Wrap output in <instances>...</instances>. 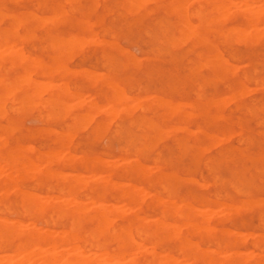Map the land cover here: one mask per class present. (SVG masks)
Wrapping results in <instances>:
<instances>
[{"label": "rangeland", "instance_id": "rangeland-1", "mask_svg": "<svg viewBox=\"0 0 264 264\" xmlns=\"http://www.w3.org/2000/svg\"><path fill=\"white\" fill-rule=\"evenodd\" d=\"M128 1H130V4H132L131 5L132 11L130 9V4ZM164 1L165 0H161V1L160 0H146L145 1L146 4L144 3L145 5L142 4L143 5L142 6V5H137L132 0H120V1L119 0H16V1L15 0H0V4L2 5V6L0 5V10H1L0 11L1 12L0 14V47H1L0 50L2 53V57L4 56V58L1 59L0 61V63L2 64V65L0 64V94L5 92V88H6L7 90L5 93H3L2 96H4L5 94L8 95L6 96V99L2 98V96L0 97L3 99V101H1L2 99H0V108L2 109V110L0 109V111L1 113L2 111L4 112L0 114V132H1L0 138H2L1 141L4 146L3 149L4 150L8 148H12V149L14 148V150L16 149L17 151L16 150L15 151L19 153L20 155L17 154V156L15 157L27 159L26 157L28 156L27 160H31V161L33 160L32 162H34V164H36V166H38V168L41 171L44 167H43V164L41 163L42 161L39 160V158L43 160L44 159L46 160L47 158L51 162L52 167L58 170L61 174L68 175L70 178L72 177V175L73 176L77 175L80 178L81 177L80 175L83 174L81 178L82 179L84 178V180L80 178L81 179L80 182L84 181L83 184H85L88 180H90L93 177L90 180V183L88 181L85 184L86 188H85V185L82 188L80 187V184L82 183H78L79 185L76 184L73 191L77 193L78 195L81 194V198H85V196L95 195L96 193L100 192L102 189L100 182H99L100 179L102 180L109 179V183L110 181H112L111 183L115 187L114 186L108 187L109 184L106 187H104V198H105L104 202L108 204L116 205L115 207L120 209L122 208V203L120 202L118 196L124 184L120 182H125L126 186H129L132 183V185L135 184V186L143 190V193H144L143 201L144 200L145 201L144 202L142 201L141 203L140 213L141 215H144L147 220L149 219L152 220L153 218L156 219L157 217L160 216L159 212H161L162 206L159 205V202H157L154 198L157 195L160 198L163 197L162 199L158 198L160 199L162 204L163 202H167V199H169L170 201H176L177 204H183L182 201L192 203L193 206H196L197 208L201 207V209L208 208L207 203L211 204L210 207L213 206L212 209L214 210V214H216V216L219 214L218 218L215 217L214 219V223L217 228V231L215 233L217 237L219 238L223 237L221 233V230H223L222 228H227V229L229 228L228 230L231 229L230 231L235 230L234 231L235 233H239L242 235H246L250 233L254 237H257V236L263 237L264 230L262 231L261 228L264 223V206H263L264 205V176H263L264 175V143H262L264 142V136H263L264 135V115H262L264 111V88H263L264 82L262 81L264 80V35H263L264 29L262 28H264V25L260 24V26L258 25L257 28L247 25V23L243 20L242 16L236 12L240 10V12L243 13L247 10V7L249 6L244 7L242 3L240 4L239 0H232L234 5L231 6V8H229L230 11L227 14H225L224 17L220 13L211 12V13H207L208 22L207 20L206 22L208 24L204 22L198 27H184V25L180 23L181 22L179 20L180 17L177 16V13L170 10L169 8H166V6L164 5ZM202 2H203L202 0H196V1L188 0V3L193 6L202 4ZM37 3H39L38 6H37ZM251 4L253 7L251 6ZM36 6L37 8H35ZM250 6L251 7L249 8L259 9V7L260 8L263 7L264 4L261 5V2L255 1V2L250 3ZM133 7L134 9L136 8V10L138 11L133 10ZM138 7H141V8H138ZM102 8L104 10H102ZM125 9L126 10L128 9V10L126 11ZM58 11L59 13L62 12L61 13L62 15L57 13ZM6 13H9V14L6 16L5 15ZM53 13H57L58 16L57 14L52 15ZM217 14L218 16H215ZM229 14L230 16H228ZM26 15L29 16V19L28 17H26ZM37 15L39 17H37ZM41 15L46 17L42 19V21L44 22H39V19L41 20V18H43ZM212 15H214L215 18L217 17L216 18L217 22L214 21L215 18L214 16L212 17ZM55 16L57 17L55 18ZM24 17L27 18V21L25 20ZM47 19L49 20L47 21ZM57 19H60V20L56 21ZM113 19H114V22H113ZM221 19H224L225 22ZM209 20H210V23H209ZM52 21H53V24H52ZM192 21L194 24H196L197 19L194 17L192 18ZM219 21H223V22H219ZM16 22L17 24L20 23L18 27H14L16 26ZM22 26L23 27L26 26L28 31H26L25 29L26 27L22 28ZM103 26L104 27L107 26V27L103 29ZM247 26L249 30H246ZM45 27H47L48 29ZM180 28H185L184 32H183V29H181L182 33L181 32L179 33L178 29ZM241 28L243 32L244 31L245 32L244 33L241 32L242 34L240 35V33L238 34V32H240ZM230 30H231V34L229 32ZM259 30L260 32H262L261 34L257 33ZM103 32L104 34L102 35ZM218 32L220 34H218ZM30 33H32V36L30 35ZM183 33L185 34V36H183L184 35ZM186 33L190 38L186 35ZM212 33H214V35ZM248 34L249 35L257 34L258 42L256 41V39H255L256 41L255 43L252 42L254 40V39L252 40V38L248 40L250 37L248 36ZM258 34L260 37L261 36L262 37L261 38L258 37ZM243 35H245L244 38H242ZM160 36H162V38ZM19 37H20V40H19ZM177 37L180 38V40L182 39L181 40L182 42L179 43L180 40L177 42V39H178ZM184 37L186 38L188 37L187 41ZM239 37L240 39L242 38V40H240L241 42L239 41ZM246 37H248V39H245ZM23 38H26V41H24ZM50 38H52V40ZM205 38H206V41H203L205 40ZM84 39H87V40H84ZM188 39H192V40H188ZM234 39L236 42L234 41ZM91 40L94 41L93 44H92L93 41ZM161 40L162 42H160ZM237 40L240 43V45H238L239 43H237ZM83 41L86 44H84ZM172 41L173 42L176 41L179 45L174 43V45L176 46L171 47L170 45L174 46L173 43L172 44L170 43ZM244 41H246V43H244ZM100 42L102 43L100 44ZM108 42L111 43V45L108 44ZM200 42L202 43L200 44ZM62 44L64 45V48ZM76 44H79V45L84 44L83 47L84 46L85 47L83 48L82 45L79 46ZM58 45L59 46L61 45L60 48H58L59 47ZM208 46L209 48H207ZM78 47L81 50L76 49ZM33 48H36V49H33ZM73 49H75V51ZM223 49L225 50L223 51ZM2 50L7 51V52H3ZM215 51L216 52L219 51L218 53L220 55L215 56V54H218V53H214ZM13 52H15L14 54H17V56L7 55L9 53L12 54ZM61 52H63V54H61L62 56L61 59L65 62L60 61L61 60L60 56L56 55V54H60ZM199 52L200 54L198 55ZM8 56H10V60L14 59L12 64H10L11 61H9L10 63L7 61L9 59ZM28 56L30 58L32 56L33 57L32 59H34V61H36V63L40 67L38 66L39 67L38 68L37 64L33 62V60L32 61L26 60L27 58L29 59ZM135 56H136V60H135L136 62L134 63L131 60H134ZM34 57H36L37 59H40V60L43 59V60H41L40 62V60H37ZM145 57L147 59H145ZM154 57H157V59ZM158 57H160V59ZM198 57L201 59L198 60ZM206 57H208L209 59ZM213 57L219 58V64L216 63L218 61H216ZM102 58L104 59L102 60ZM128 59L130 61H128ZM188 60H190V62ZM227 60L232 65L228 63ZM26 62H29V63L32 62V64L28 65ZM43 62L45 65L43 64ZM33 63L36 64L34 65L37 68L34 67ZM126 63H128V65H123ZM203 63L204 64L206 63L209 66L207 67V65H204ZM209 63H211V65ZM245 63L247 65H245ZM26 64L28 66H26ZM49 64L50 66H53V67H49ZM57 64L58 65L62 64V65L58 66ZM10 65L12 66V68ZM3 66L5 68H2ZM22 66L26 69L33 70V73H31V71L29 70H28L29 73L26 72L27 70H25ZM197 66L198 68H195ZM212 66L215 68V70L211 69ZM231 66H232L233 74H231L230 72ZM234 67L236 69H234ZM47 68L49 69L47 70ZM50 68H53L55 71ZM87 69L92 70V71H89ZM229 69L230 71H228ZM104 70L107 72H105ZM242 70H243V73L241 72ZM42 71H46V73ZM56 71H58L57 74L55 73ZM63 71H64V75H63ZM72 71L73 73H75L76 76H74L73 74L69 76L70 73H67V72L72 73ZM77 71H80V74H78L79 72L76 74ZM89 72H91V74ZM93 72H95V74ZM37 73H38V76H36ZM48 73H50L51 75H49ZM224 73H228V74H224ZM29 74L30 76H28ZM59 75L62 77H59ZM231 75H233L234 78ZM85 77L89 79L92 78V79L89 80V79H86ZM55 78H59V79L55 80ZM221 78L223 81L221 80ZM17 79L19 81H17ZM24 79L25 80L27 79V80L25 81ZM33 79L35 81L39 80L38 83L36 82V86L35 84H33L34 82L32 83ZM232 79L233 80L235 79L234 82ZM73 80L75 81V83ZM238 80L241 82L239 83ZM6 81L9 82L10 84L7 83ZM92 81H94L95 84ZM100 81H101V84H100ZM25 82L29 84L27 85L25 84ZM42 82H45L44 86ZM108 83L111 85H108ZM11 84L14 85L15 89L17 88V85H18V89L19 88L20 89L15 90L14 92L12 90L13 88L12 87L13 85H12L11 86L12 88L10 91V89L8 88ZM32 84L35 86V89H34V86H32ZM55 84H58V85H55ZM116 84L119 85L120 88L119 86L113 87V86H117ZM226 85L229 86V88ZM199 86L201 88H199ZM112 87L115 88L114 92H113ZM121 87H123L122 88L123 90H121L122 93H120V90H119L121 89ZM40 88L42 92L39 90ZM239 88H242L243 90L242 89L240 90ZM244 88H246L245 94L248 92L249 93L246 95L240 94L241 96L239 94L237 95L236 92H238V89L240 90L239 92L243 93ZM251 88L253 89L251 90ZM60 89H62L63 91L62 90L60 91ZM255 89H257L256 92H254ZM31 91L33 92L38 91V94L40 97L37 95V93H34V95L38 97H34ZM69 91L72 93H70ZM47 92L49 93L53 92V94H49ZM56 92L58 93V96L56 95L57 94ZM65 92L66 94L64 95ZM73 92L75 93V97L73 96L74 94ZM112 92L114 95L112 94ZM197 92L198 94L200 93V95H198ZM9 93H11L12 95L10 96ZM137 94H139L138 96H141V97H135L137 96ZM163 94L165 96H163ZM68 95H71V97H74V98L72 99ZM225 95H227L230 98V100ZM235 95H237V99L240 101H238L236 98H235V101L234 99H232L235 97ZM112 96L115 97L114 99L115 101L117 100L116 102L114 101ZM150 96L153 97L154 99H158L159 101L158 104L160 106L157 105V103H155V101L152 98H150ZM160 96L162 97V99ZM196 96L198 98H195ZM221 96H224V97H221ZM251 96L252 98H254V100L251 98ZM25 97H27L26 100H24ZM45 97L46 98L52 97L53 99H56L57 101L50 100L51 101L50 102L49 101L50 98H49L48 101L44 104L41 101L46 100L44 99ZM65 97L67 99V102H66ZM125 97H127L128 100H124ZM28 98H30L31 100ZM143 98L144 99L148 98V99L144 100ZM20 99H22L21 100L22 102L20 101ZM106 99L109 101H106ZM151 99L153 101L152 103H151ZM214 99H216L217 101L221 100L223 102L221 104V101H220V104H216ZM248 99H250L252 102L250 100L248 101ZM4 100L6 102H4ZM15 101H17V103ZM130 101L132 102L134 101V102L132 103ZM135 101H137V103ZM140 101L141 102L143 101L142 102L143 104L142 103L140 104ZM161 101L162 103L164 102L166 106H164V104L161 106L162 104L160 103ZM212 101L213 103L215 102V104L218 105V107L220 106L219 109L217 108L219 112L215 108L217 106L211 103ZM125 102L127 103L126 107L131 104V106L130 107L128 106L127 108H132L131 110L136 108V110L134 109L133 112L131 110L128 111L129 116L125 115L127 114L125 111L128 110L126 107L124 109ZM174 102H177V104ZM185 102H187L189 105L187 104L188 106H180V104L185 105L186 104ZM231 102L232 103L234 102L233 103L234 105ZM21 103L23 106L21 105ZM33 103L34 104L36 103V104L34 105ZM122 103H124V105ZM76 104L78 105L80 104V106L78 107V105L76 106ZM87 104L89 106L88 108L91 109L92 112H94L95 114L91 115V112H88L90 113L89 115L87 113L86 111L88 110L86 108ZM192 104L196 108L191 106ZM227 104L228 105L230 104L231 109L228 108L229 106ZM118 105H121V107L120 106H119L120 108L117 107ZM140 105L144 108L138 107ZM13 106L15 107L13 108ZM67 106L69 107V109L72 108L71 106H74V107L76 106V108L74 110L73 108L70 110L69 109L65 110ZM94 106H96V108ZM145 106H148L149 111H148V108L147 109L145 108ZM23 107H24V110H23ZM104 107L106 108L105 111H104ZM84 108H86V110ZM16 109H17V113L15 112ZM51 109H53L55 112L53 110L51 111ZM168 109L170 110V112ZM171 109L172 110L174 109L175 112H177L179 109L180 110L179 112L175 114L174 111H171ZM237 109L238 111H235ZM246 109L248 110L246 111ZM167 110H168V113H171V115L170 114L167 115L166 114L167 112L163 113V111H167ZM85 111L87 114L83 113ZM121 111H123L125 114H123V112L121 113ZM183 111L185 112L183 113ZM63 113H65V115L66 113H69V114L65 116ZM80 113H83V114H80ZM106 113L110 115L109 116L110 118L106 117L108 116L106 115ZM113 113L114 115H111ZM129 113L131 114V116ZM187 113H191L192 116L191 117L188 116ZM195 113L197 114L193 116V114ZM62 114L64 117L62 116ZM120 114H122L121 116L123 118L120 116ZM250 114L252 115V117ZM56 115H58L59 117ZM86 115H87V118H86ZM99 115H101V117ZM216 115H218V117ZM69 116H72L73 118L76 116L78 121L76 119L75 121L76 123L75 122L73 123L72 122L73 118L70 119ZM80 116L81 117L84 116V117L81 118ZM46 117H49V118H46ZM162 117H164V119ZM129 118L130 120L128 121ZM46 119L47 121H45ZM119 119H121V121ZM80 120L82 121L80 122L82 127L79 123ZM204 120H207V121H204ZM259 120H260V123L258 122ZM103 121H106L105 123H107V125L104 124L105 125L104 127L106 128L103 127V123H104ZM65 123H67L66 125L69 124L68 127L70 129H66V125L64 126ZM115 123H117V125L119 126H117ZM130 123H131V126H129ZM74 124H77V125H74ZM96 124L101 125L100 128L103 127L104 129L102 128L103 130L98 129V131H96L97 129ZM198 124H199L200 130L197 129V132H195ZM254 124L255 125L258 124V125L255 126ZM148 125L150 126V128H148L149 127ZM138 126L140 127L139 129L137 128ZM169 127H173L174 129L176 130L178 129V130L175 131L173 128H169ZM42 128L44 129L45 132H43ZM45 128L47 130H45ZM71 128H73V130ZM165 128H168L169 130L164 131ZM48 129L51 130V132ZM182 129H184V131ZM237 129L238 130L240 129V130L238 131ZM68 130H70V133ZM116 130H118V132ZM170 131H173V132H170ZM53 132H59L61 135V138L58 137L59 136L57 135L58 133L54 134L55 135L54 136L52 134ZM168 132L171 133V135ZM258 132H261V134H259ZM62 133H65V134L68 133L67 138L69 140H67L66 137H63L65 134L62 135ZM164 134H166V136H164ZM167 134H169L170 136H167ZM223 134H225L227 138ZM240 134L242 135V137L239 136ZM4 135H6V137H3ZM161 136L163 140L161 139L160 141L158 138ZM55 137L56 139H54ZM144 137L146 138L144 139ZM174 138L176 139L173 140ZM225 138H226V141H225ZM156 139H158L159 142ZM215 139H217L216 140L217 142H215ZM154 140L156 142L153 143ZM61 142L64 145L63 144L61 145ZM68 143L71 144L72 146L69 145ZM65 144L67 145L65 146ZM19 146L22 149L25 148L26 151L20 149ZM74 146L77 148H75ZM204 146H206L208 149L210 148L211 150L210 149L207 150V148L205 149ZM124 148H127V149L125 150ZM49 149H59V151L61 152H56V154H54L55 152L54 153L50 152L51 154L53 153L52 155H50V153H47V152L44 153V151L49 150ZM66 150H68L69 152L67 153ZM136 150H138L137 152H140L139 153L140 155L139 154H137V156L135 155ZM156 151H159L161 154L159 155L158 152ZM16 152H3V153L0 152V153L14 155ZM35 154H38V155H35ZM54 155H57V156H54ZM79 155L81 157H79ZM98 156L103 158L105 161L107 160L110 163L115 162L113 164L117 165L116 168H114V170L112 171V173L108 175V176H111V178L107 177V175L104 173H100L98 169V163H97V159L99 158ZM75 157L76 159H74ZM92 157H94V159L96 160L94 159L92 160ZM121 157L123 158L121 159ZM156 157L158 161L155 162L154 160L156 159ZM131 158L132 159L137 158L141 163L146 165L148 169L151 167V165L152 166L156 165V167L157 165H159L160 169L155 168L154 166L151 167L154 170L151 169L153 170L151 171L149 169L148 178L142 179L140 176L136 174V172L132 170L127 171L124 169V165L128 163V161L132 160ZM120 159L122 161L124 160L123 161L124 164H122L123 162L121 163ZM227 159H229L230 161ZM222 160H224V163L222 162ZM204 161L205 163L206 162L208 163L209 168L207 167V163L204 164ZM92 163H93V166H91ZM240 165L243 168L240 167ZM1 167H2V163H0V169ZM157 169L159 170L157 171ZM209 169L211 172L209 171ZM231 169H233V171ZM254 169L256 171H254ZM26 171H28V173ZM29 172H34V173L31 174ZM91 172H94L95 174ZM200 172H201V175H200ZM207 172L210 174H207ZM20 173L22 176H25L26 179L20 176L23 179L19 178L15 186L9 187L10 189L8 188L9 190L7 189L5 193L1 191L3 192V197L2 199H0V210H1L0 219L6 218L7 220H10V221L18 220L20 224V228H19L20 232L17 234H19L20 236L21 235L29 236L30 234L31 235H39V234L40 235L41 234L50 235L51 234L50 236L53 238V240L60 241L62 239L59 237H64L65 239L66 234H67L68 238L70 239L68 241L71 247H69V245L66 246V248H64V251L65 252L68 251L67 252L68 254H72V253L73 254L76 253V255L79 254L80 259L84 257L85 258V259L83 258L84 261L80 262L82 264H99L102 261H103V264H107L109 262L110 264H112L111 257L110 259L109 257L105 258L101 247H98L96 249H91L89 248V246H86L85 248L79 249L83 251L80 253L78 252L79 251L78 248L74 246H75V243L83 239L92 241L95 239V236H96V239H99V240H103V238L106 237L107 240L110 241L108 247L112 251V248H114L115 246L113 245L115 244L113 240V236H112L113 232L115 231L117 226H120L126 223L125 219L120 220V217H119V220H118V218L117 219L115 218L114 222L111 223V225L109 224L105 227V224L99 226V224H97L94 220L87 218V217H79L77 219H73V217L71 216H61V217L59 216L58 218H56L58 215L48 214V213L41 215V216L39 215L30 216V215L23 214L22 209H21L22 206L20 205L21 202L18 199L17 191H15V189L17 190L16 186L21 191L29 190V192H36L37 194L44 196L47 193H54V194L58 193L59 185H61L62 183L58 181L59 179L57 177L55 178L52 176L49 177V175L42 174L41 172H38V171H31V170L23 171L22 170ZM90 174H93V175L90 176ZM210 175H213L214 177L213 176L211 177ZM217 175H218V178L216 179ZM34 176L36 177L34 178ZM89 176L91 178H88ZM183 176L185 178V181H184ZM85 177L88 178V180H86ZM186 177L187 178L190 177L188 179L191 181H189ZM191 177H193L194 179L196 178L195 179L196 182H192L194 179ZM29 178H34V179H29ZM201 178H204V179L201 180ZM96 180L97 181L99 180V181L97 182ZM201 182L205 184L207 183V184L204 186L203 183ZM214 182L215 184H213ZM111 183H110V186H111ZM208 183H210V185H208ZM87 184H90V186ZM159 184H161L162 187L161 186L159 187ZM163 184L167 187V191L165 189L166 187ZM198 184L199 186H197ZM38 185L40 186L38 187ZM200 185H203V187L201 188ZM116 186H118L119 189H116ZM206 186L208 187L204 188ZM234 188L236 189L235 191H233ZM169 189H172V190H169ZM155 191H158V193ZM152 192H154V196H151ZM217 192L219 195L217 194ZM145 193H148L149 195H146ZM6 194L7 196H4ZM214 194L215 196L220 197V198H216ZM170 197H172L171 198L172 200L170 199ZM258 197H261V198L257 199ZM193 198L194 200H192ZM179 199L181 200L183 199L181 203H179L180 202ZM244 199H245V202H244ZM251 199H254V200L257 199L253 201L258 204L262 203L260 204L261 206L260 205L252 206L254 202ZM197 200H200V201H197ZM259 200H262V201H259ZM146 202L149 204H146ZM201 202L203 204H201ZM224 202L231 203L233 207L230 210L225 209V208H224L225 210H223V208H221L223 207L221 204ZM240 202L246 203L248 207H249V204L247 203H250L251 207L247 209V206H245V208H243V203H240ZM155 204L158 206L156 207ZM219 205L221 206L219 207ZM236 208L238 210L235 211ZM244 209L245 210L247 209V211H245ZM233 210L235 211V213H232L234 212ZM227 211L228 213L225 214ZM146 214L148 215L146 216ZM221 214L224 215L225 218L221 217ZM247 216H249L250 218ZM258 217H260L261 220H259ZM248 224L249 226H247ZM71 225H73V227ZM254 225L255 226L257 225V226L255 227ZM114 227L115 229H113ZM252 227L254 230L252 229ZM99 228H102V229L100 230ZM24 229L26 230L28 229L27 233H26V230ZM103 229H105V231H102ZM263 229H264V225H263ZM21 230H23L24 234L23 233L21 234ZM97 230H99L98 233L101 231V234H98ZM69 232H72V233L69 234ZM0 233H1L0 235L2 236V237L0 236V239L3 238L0 241V264H7V263L8 264H32V263L35 264L36 261L38 262L36 264H40V259H38L39 257H37L36 251L38 249L40 250L46 249L44 247L45 245H32L29 249L19 248L20 251H18L19 250L18 248L15 249L17 241H18L17 240L18 237L16 239V236L18 235L15 232L5 233L2 230H0ZM12 233H13V236H12ZM259 233H262V235H260ZM14 234H16V236ZM91 234H93V236ZM69 235L73 239H71ZM252 236H250V238H247V241L238 245L239 251L241 250V252L243 253H248V251L258 252V249L254 248L252 245V241H251ZM135 238L139 242L142 241L137 236ZM166 239L168 240V242ZM166 239L161 238L160 240L161 243L159 241L160 245L158 244L157 251L163 252L162 250L165 249V250L172 252L173 254H177L178 240L177 239L174 240V238L173 239L166 238ZM192 239L198 241L203 247L212 248L214 246L213 240L209 241L206 238H200L199 236H193ZM38 246H41V247L38 248ZM72 246L74 248H72ZM68 247L70 249H68ZM140 248L139 250L141 251L140 252L141 254H144L147 252L146 248L147 250H149V247L147 246H144V247L142 246L144 250L142 248L141 250ZM161 248L162 250H160ZM245 250H248V251L246 252ZM63 253L59 255L58 257L59 258L58 263L60 264L62 263V261L64 262V260L66 259L68 255L67 253L66 254H63ZM28 255H30L32 258ZM34 256L35 258L37 257L36 261H35ZM63 256L64 258L62 259L61 257ZM21 257L22 259H20ZM8 258H9V261L7 260ZM127 259H128L127 257L125 259L121 258V261L127 262ZM3 260H4V263H3ZM236 264H251V263L249 261L241 262V258H240L237 260Z\"/></svg>", "mask_w": 264, "mask_h": 264}, {"label": "bare ground", "instance_id": "bare-ground-1", "mask_svg": "<svg viewBox=\"0 0 264 264\" xmlns=\"http://www.w3.org/2000/svg\"><path fill=\"white\" fill-rule=\"evenodd\" d=\"M16 1V0H15ZM120 1V0H119ZM134 3H136L137 5H145L146 3H145V1L146 0H132ZM161 1V0H160ZM167 0H165L164 1V5L166 6V8H169L170 10H172V11H174V12H176L177 13V16H179L180 17V23H182L183 25H184V27H198L199 25H201V24H203L204 22L205 23H207L208 22V15H207V13H211V12H216V13H220V14H222L223 15V17L225 16V14H227L230 10H229V8H231V6H233L234 5V3H233V1L232 0H202L203 2H202V4H198V5H196V6H193V5H190L189 3H188V0H169V1H167ZM192 1V0H191ZM196 1V0H195ZM255 1H259V2H261V5H263L264 4V0H239V2H240V4L242 3L243 5H244V7L245 6H249V7H251L252 6V4H251V6H250V3H252V2H255ZM80 2V1H79ZM129 2V4H130V1H128ZM59 3V2H58ZM123 3V2H122ZM145 3V4H144ZM258 3V2H257ZM257 3H256V5H257ZM238 4V3H237ZM1 5V4H0ZM33 5H34V3H33ZM39 5V3H37V6ZM105 5V4H104ZM123 5V4H122ZM131 5L132 4H130V9L132 8L131 7ZM137 5H135V6H137ZM142 5V6H143ZM163 5V4H162ZM239 5V4H238ZM2 6V5H1ZM21 6V5H20ZM37 6L35 7V8H37ZM99 6V5H98ZM114 6V5H113ZM141 6V7H142ZM150 6V5H149ZM48 7V6H47ZM86 7V6H85ZM84 7V8H85ZM141 7H138V8H141ZM239 7V6H238ZM249 7H247V10L245 11V12H243V13H241L240 12V10H236L237 12L236 13H239L241 16H242V18H243V20L247 23V25H249V26H251V27H256L257 28V26L259 25L260 26V24L261 25H264V6L263 7H259V9L257 8V9H252V8H249ZM253 7V6H252ZM24 8V7H23ZM49 8H50V6H49ZM83 8V9H84ZM104 8V7H103ZM102 8V10H104ZM108 8V7H107ZM109 9V8H108ZM238 9V8H237ZM6 10V9H5ZM50 10V9H49ZM110 10V9H109ZM126 10V9H125ZM128 10V9H127ZM126 10V11H127ZM133 10H136V8L134 9V7H133ZM1 11V10H0ZM31 11V10H30ZM51 11V10H50ZM130 11V10H129ZM131 11H132V9H131ZM136 11H138V10H136ZM29 12V11H28ZM52 12H53V10H52ZM55 12H56V10H55ZM113 12V11H112ZM146 12V11H145ZM12 13H14V12H12ZM57 13H59V11L57 12ZM57 13H53L52 15H54V14H57ZM62 13V12H61ZM61 13H59V14H61ZM231 13V12H230ZM0 14H1V12H0ZM9 13H6L5 15L7 16ZM37 14V13H36ZM69 14V13H68ZM118 14V13H117ZM125 14V13H124ZM51 15V16H52ZM62 15V14H61ZM60 15V16H61ZM113 15V14H112ZM119 15V14H118ZM221 15V16H222ZM2 16V15H1ZM22 16V15H21ZM25 16V15H24ZM43 18H41V20L39 19V22H44V21H42V19H44V18H46V17H44L43 15H41ZM50 16V15H49ZM48 16V17H49ZM57 16H58V14H57ZM57 16H55V18L57 17ZM101 16V15H100ZM131 16V15H130ZM176 16V17H177ZM214 15H212V17H213ZM215 16H218V14L217 15H215ZM215 16H214V18H215ZM228 16H230V14L228 15ZM26 17H28V19H29V16L28 15H26ZM37 17H39L38 15H37ZM94 17V16H93ZM134 17V16H133ZM141 17V16H140ZM175 17V16H174ZM196 18L197 19V22H196V24H194L193 23V21H192V18ZM211 17V18H212ZM25 18V17H24ZM23 18V19H24ZM52 18V17H51ZM65 18V17H64ZM70 18V17H69ZM103 18V17H102ZM131 18V17H130ZM213 18V19H214ZM217 18V17H216ZM214 19V21H216L217 22V19ZM229 18V17H228ZM62 19V18H61ZM157 19V18H156ZM226 19V18H225ZM21 20V19H20ZM19 20V21H20ZM25 20L27 21V18H25ZM46 20V19H45ZM49 19H47V21H48ZM60 19H57L56 21H59ZM107 20V19H106ZM206 20H207V22H206ZM221 20H223L224 21V19H221ZM76 21V20H75ZM133 21V20H132ZM211 21H212V19H211ZM223 21H219V22H223ZM6 22V21H5ZM18 22V21H17ZM17 22H16V26H14V24H13V26L14 27H18L19 26V24H17ZM50 22V21H49ZM110 22V21H109ZM113 22H114V19H113ZM126 22V21H125ZM136 22H137V20H136ZM179 22V21H178ZM225 22V21H224ZM12 23V22H11ZM10 23V24H11ZM60 23V22H59ZM76 23V22H75ZM95 23H96V21H95ZM131 23V22H130ZM133 23V22H132ZM156 23V22H155ZM209 23H210V20H209ZM24 24V23H23ZM50 24V23H49ZM52 24H53V21H52ZM65 24V23H64ZM102 24V23H101ZM105 24V23H104ZM107 24V23H106ZM208 24V23H207ZM237 24V23H236ZM42 25V24H41ZM66 25V24H65ZM80 25V24H79ZM97 25V24H96ZM44 26V25H43ZM45 26H47V25H45ZM69 26H71V25H69ZM81 26V25H80ZM156 26H158V25H156ZM155 26V27H156ZM163 26V25H162ZM235 26V25H234ZM26 27V26H25ZM25 27H23L22 26V28H25ZM47 27H49V26H47ZM47 27H45V28H47ZM52 27V26H51ZM105 27H107V26H105ZM104 26H103V29L105 28ZM164 27H166V26H164ZM231 27H233V26H231ZM72 28V27H71ZM85 28V27H84ZM157 28H159V27H157ZM200 28V27H199ZM238 28V27H237ZM253 28V29H254ZM259 28V27H258ZM17 29V28H16ZM26 29V31H28V29H27V27L25 28ZM42 29H44V28H42ZM48 29V28H47ZM82 29V28H81ZM86 29V28H85ZM117 29V28H116ZM115 29V30H116ZM176 29V28H175ZM181 29H183V32H184V30H185V28H180V29H178V32L180 33L181 32ZM229 29V28H228ZM235 29V28H234ZM234 29H233V31H234ZM262 29H264V28H262ZM11 30V29H10ZM99 30H101V29H99ZM118 30V29H117ZM164 30V29H163ZM198 30V29H197ZM213 30V29H212ZM238 30V29H237ZM246 30H249L248 29V26H247V29ZM255 30V29H254ZM254 30H252V31H254ZM25 31V32H26ZM215 31V30H214ZM239 31V30H238ZM237 31V32H238ZM262 31V30H261ZM48 32V31H47ZM92 32V31H91ZM98 32V31H97ZM105 32V31H104ZM104 32L102 33V35L104 34ZM161 32V31H160ZM209 32H210V30H209ZM221 32V31H220ZM230 32V34H231V30L229 31ZM244 33L243 32V30H242V28L240 29V32H238V34L240 33V35L242 34V33ZM251 32V31H250ZM27 33V32H26ZM26 33H25V35H26ZM62 33V32H61ZM93 33V32H92ZM99 33V32H98ZM106 33V32H105ZM182 33V32H181ZM253 33V32H252ZM257 33H259V34H261L262 32H260V30L257 32ZM6 34H8V33H6ZM28 34V33H27ZM63 34V33H62ZM73 34V33H72ZM78 34V33H77ZM184 34V33H183ZM213 35H214V33H212ZM218 34H220L219 32H218ZM222 34H223V32H222ZM229 34V33H228ZM259 34H258V37H260L259 36ZM30 35L32 36V33H30ZM66 35V34H65ZM79 35V34H78ZM97 35V34H96ZM99 35V34H98ZM122 35V34H121ZM186 35H187V33H186ZM255 34H248V36H250L249 37V39H248V37H246L245 39H248V40H250L251 38H252V42H256L257 40H258V38H257V34L254 36ZM264 35V34H263ZM67 36V35H66ZM91 36V35H90ZM112 36V35H111ZM183 36H185V34L183 35ZM188 36V35H187ZM228 36V35H227ZM239 36V35H238ZM244 36L245 35H243L242 36V38H244ZM52 37V36H51ZM59 37H61V36H59ZM65 37V36H64ZM80 37V36H79ZM88 37V36H87ZM117 37V36H116ZM161 38H162V36H160ZM189 37V36H188ZM187 37V38H188ZM223 37H224V35H223ZM229 37V36H228ZM255 37V38H254ZM262 37V36H261ZM260 37V38H261ZM57 38V37H56ZM68 38V37H67ZM91 38H93V37H91ZM96 38H98V37H96ZM163 38H164V36H163ZM178 38V37H177ZM185 39H186V41H187V38L186 37H184ZM190 38V37H189ZM207 38V37H206ZM206 38H205V40H203V41H206ZM242 38L240 39V37H239V41L240 40H242ZM24 39V41H26V38H23ZM38 39V38H37ZM51 40H52V38H50ZM55 39V38H54ZM69 39V38H68ZM118 39V38H117ZM184 39V40H185ZM193 39V38H192ZM192 39H188V40H192ZM225 39V38H224ZM232 39V38H231ZM236 39V38H235ZM235 39H234V41H235ZM255 39H256V41H255ZM19 40H20V37H19ZM56 40V39H55ZM83 40V39H82ZM84 40H87V39H84ZM180 40V38H178L177 39V42ZM182 40V39H181ZM179 41V43L180 42H182V41ZM183 40V41H184ZM195 40V39H194ZM223 40V39H222ZM39 41V40H38ZM57 41V40H56ZM91 41H93V40H91ZM97 41V40H96ZM202 41V42H203ZM221 41V40H220ZM5 42V41H4ZM8 42V41H7ZM10 42V41H9ZM14 42V41H13ZM72 42V41H71ZM87 42V41H86ZM138 42V41H137ZM160 42H162V40L160 41ZM176 41H172V42H170L171 44L173 43V45H174V43L175 44H177V45H179L178 43H177ZM194 42V41H193ZM202 42H200V44L202 43ZM224 42H226V41H224ZM236 42V41H235ZM241 42V41H240ZM251 42V41H250ZM258 42V41H257ZM12 43V42H11ZM58 43V42H57ZM60 43V42H59ZM83 43H84V41H83ZM94 43V41L92 42V44ZM96 43V42H95ZM102 42H100V44H101ZM105 43H106V41H105ZM115 43V42H114ZM207 43V42H206ZM221 43V42H220ZM222 43H223V41H222ZM237 43H239L238 42V40H237ZM244 43H246V41H244ZM253 43V44H254ZM13 44V43H12ZM61 44V43H60ZM84 44H86V43H84ZM83 44V45H84ZM104 44V43H103ZM108 44H110L111 45V43H109L108 42ZM196 44V43H195ZM199 44V45H200ZM252 44V43H251ZM9 45H10V43H9ZM34 45H35V43H34ZM54 45V44H53ZM63 45V44H62ZM71 45V44H70ZM76 45H79V44H76ZM80 45H82V44H80ZM79 45V46H80ZM83 45H82V47H83ZM95 45H97V44H95ZM238 45H240V43L238 44ZM43 46H45V45H43ZM56 46H57V44H56ZM59 46V45H58ZM61 46V45H60ZM60 46L58 47V48H60ZM72 46H73V44H72ZM88 46H89V44H88ZM171 47H175L176 45H174V46H172V45H170ZM194 46V45H193ZM52 47H54V46H52ZM70 47V46H69ZM85 47V46H84ZM83 47V48H84ZM112 47V46H111ZM120 47V46H119ZM153 47V46H152ZM1 48V47H0ZM63 48H64V45H63ZM82 48V49H83ZM105 48V47H104ZM110 48V47H109ZM151 48V47H150ZM207 48H209V46L207 47ZM7 49V48H6ZM33 49H36V48H33ZM45 49V48H44ZM69 49V48H68ZM76 49H79V47L78 48H76ZM161 49V48H160ZM190 49V48H189ZM188 49V50H189ZM43 50V49H42ZM41 50V51H42ZM74 51H75V49H73ZM79 50H81V49H79ZM103 50V49H102ZM174 50V49H173ZM225 49H223V51H224ZM3 51V50H2ZM61 51H62V49H61ZM63 51H64V49H63ZM71 51V50H70ZM73 51V52H74ZM78 51V50H77ZM88 51V50H87ZM129 51V50H128ZM3 52H7V51H3ZM16 52V51H15ZM15 52H13L12 54H7V55H16L17 56V54H14ZM72 52V51H71ZM103 52V51H102ZM101 52V53H102ZM167 52V51H166ZM169 52V51H168ZM219 51H215L214 53H218ZM30 53V52H29ZM58 53V52H57ZM150 53V52H149ZM61 54H63V52H61L60 54H56L57 56L59 55L60 56V59L62 58V56H61ZM161 54V53H160ZM159 54V55H160ZM179 54V53H178ZM200 54V52L198 53V55ZM210 54V53H209ZM0 61H1V59H3L4 58V56L2 57V53H1V50H0ZM3 55H4V53H3ZM6 55V54H5ZM36 55V54H35ZM65 55V54H64ZM63 55V56H64ZM156 55H157V53H156ZM197 55V54H196ZM211 55V54H210ZM212 55H213V53H212ZM217 55H220L219 53L218 54H215V56H217ZM16 56H15V58H16ZM34 56V55H33ZM101 56H103V55H101ZM174 56V55H173ZM172 56V57H173ZM184 56V55H183ZM14 57V56H13ZM13 57H12V59H13ZM19 57H20V55H19ZM24 57V56H23ZM29 57V56H28ZM37 57V56H36ZM36 57H34L35 59H37ZM72 57V56H71ZM204 57V56H203ZM209 57V56H208ZM208 57H206V58H208ZM8 62L9 61H11V63L10 64H12V62H13V60H10V56H8ZM33 57L31 56V58L29 57V59L27 58L26 60H33V62H35L36 63V61H34V59H32ZM39 58H41V57H39ZM132 58H134V57H132ZM139 58V57H138ZM154 58H156L157 59V57H154ZM159 59H160V57H158ZM214 58V57H213ZM212 58V59H213ZM104 58H102V60H103ZM142 59H143V57H142ZM141 59V60H142ZM145 59H147L146 57H145ZM152 59V58H151ZM199 59H201V58H199L198 57V60ZM209 59V58H208ZM216 61H218V62H216V63H218L219 64V58H214ZM218 59V60H217ZM18 60V59H17ZM25 60V61H26ZM37 60H40V59H37ZM41 60H43V59H41ZM41 60H40V62H41ZM136 60V56H135V58H134V60H131V61H133L134 63L136 62L135 61ZM140 60V59H139ZM60 61H63L62 59L60 60ZM128 61H130L129 59H128ZM189 62H190V60H188ZM228 61V60H227ZM63 62H65V61H63ZM214 62V61H213ZM28 65H30V64H32V62L31 63H29V62H26ZM35 63H33V65L35 64ZM38 63H39V61H38ZM53 63V62H52ZM193 63V62H192ZM228 63H230L229 61H228ZM1 64V63H0ZM26 64V66H28ZM37 64V63H36ZM35 64V65H36ZM43 64H44V62H43ZM64 64V63H63ZM131 64V63H130ZM143 64V63H142ZM204 64V63H203ZM210 65H211V63H209ZM215 64V63H214ZM231 64V63H230ZM2 65V64H1ZM3 65H4V63H3ZM32 65V66H33ZM34 65V67H36ZM41 65V64H40ZM45 65V64H44ZM46 65H47V63H46ZM58 65V64H57ZM60 66L62 65V64H59ZM58 65V66H59ZM65 65V64H64ZM106 65H107V63H106ZM123 65H128V63H126V64H123ZM204 65H207L206 63L204 64ZM232 65V64H231ZM241 65V64H240ZM245 65H247L246 63H245ZM11 66V65H10ZM39 65L37 64V67H38ZM199 66V65H198ZM198 66L197 67H195V68H198ZM209 65H207V67H208ZM242 66H244V65H242ZM242 66H240V67H242ZM7 67V66H6ZM23 67V66H22ZM36 67V68H37ZM40 67V66H39ZM38 67V68H39ZM47 67H48V65H47ZM49 67H53V66H50V64H49ZM57 67V66H56ZM124 67V66H123ZM137 67V66H136ZM201 67H202V65H201ZM200 67V68H201ZM213 67V66H212ZM211 67V69H214L215 70V68L213 67L212 68ZM218 67V66H217ZM230 67V66H229ZM2 68H5L4 66L2 67ZM9 68V67H8ZM11 68H12V66H11ZM24 68V67H23ZM42 68V67H41ZM44 68V67H43ZM108 68V67H107ZM206 68V67H205ZM25 70H27L26 72H28L29 73V71H31V73H33V70H29V69H26V68H24ZM49 68H47V70H48ZM50 69H52V70H54L53 68H50ZM83 69V68H82ZM90 69V68H89ZM89 69H87V70H89ZM115 69V68H114ZM189 69H190V67H189ZM210 69V70H211ZM220 69V68H219ZM219 69H218V71H219ZM230 69H231V71H230ZM228 71H230L231 72V74H233V72H232V66H231V68H230ZM234 69H236L235 67H234ZM4 70V69H3ZM29 70V71H28ZM61 70V69H60ZM77 70H79V69H77ZM110 70V69H109ZM206 70V69H205ZM222 70V69H221ZM244 70V69H243ZM243 70L241 71L242 73H243ZM36 71H37V69H36ZM51 71V70H50ZM49 71V72H50ZM55 71V70H54ZM59 71V70H58ZM58 71H56L55 73L57 74L58 73ZM62 71V70H61ZM82 71H84V70H82ZM81 71V72H82ZM89 71H92V70H89ZM105 71V70H104ZM190 71H191V69H190ZM235 71V70H234ZM245 71V70H244ZM6 72V71H5ZM25 72V71H24ZM42 72H44V73H46V71H42ZM79 72V73H78ZM105 72H107V71H105ZM27 73V74H28ZM44 73H42V74H44ZM67 73H70L69 74V76L70 75H74V76H76L75 75V73H73V71H72V73L71 72H67ZM67 73H65V74H67ZM80 74V71H77L76 72V74ZM90 74H91V72H89ZM94 74H95V72H93ZM97 73V72H96ZM102 73H104V72H102ZM219 73V72H218ZM235 73V72H234ZM246 73V72H245ZM49 75H51L50 73H48ZM83 74H84V72H83ZM86 74H87V72H86ZM99 74H100V72H99ZM98 74V75H99ZM224 74H228V73H224ZM54 75V74H53ZM61 75H62V73H61ZM63 75H64V71H63ZM216 75V74H215ZM220 75V74H219ZM25 76V75H24ZM28 76H30V74L28 75ZM36 76H38V73H37V75ZM91 76V75H90ZM100 76V75H99ZM104 76V75H103ZM232 77H233V75H231ZM31 77H32V75H31ZM59 77H62V76H60L59 75ZM94 77V76H93ZM188 77V76H187ZM231 77V78H232ZM7 78V77H6ZM12 78V77H11ZM86 78V77H85ZM118 78V77H117ZM121 78V77H120ZM234 78V77H233ZM238 78V77H237ZM13 79V78H12ZM15 79V78H14ZM31 79V78H30ZM56 79H59V78H55V80ZM86 79H89V78H86ZM92 78H90L89 80H91ZM217 79V78H216ZM240 79V78H239ZM25 80V79H24ZM27 80V79H26ZM25 80V81H26ZM96 80V79H95ZM99 80V79H98ZM119 80V79H118ZM176 80V79H175ZM185 80V79H184ZM221 80H222V78H221ZM228 80V79H227ZM233 80V79H232ZM235 80V79H234ZM234 80H233V82H234ZM262 80V79H261ZM17 81H19L18 79H17ZM29 81V80H28ZM39 81V80H38ZM38 81H35L34 79L32 80V83L33 84H35V86H36V82L38 83ZM46 81V80H45ZM48 81V80H47ZM50 81V80H49ZM74 81V80H73ZM77 81V80H76ZM102 81H104V80H102ZM188 81H189V79H188ZM223 81V80H222ZM224 81H226V80H224ZM239 81V80H238ZM263 82H264V80H262ZM261 81V82H262ZM7 82V81H6ZM5 82V83H6ZM15 82V81H14ZM41 82V81H40ZM65 82H67V81H65ZM93 83H94V81H92ZM107 82V81H106ZM114 82V81H113ZM121 82V81H120ZM232 82V81H231ZM241 81H239V83H240ZM262 82V83H263ZM7 83H9V82H7ZM54 83V82H53ZM74 83H75V81H74ZM83 83V82H82ZM168 83V82H167ZM249 83V82H248ZM10 84V83H9ZM14 84V83H13ZM13 84H11L10 86H9V88L8 89H10V91H11V88H12V90L15 92V90H19L18 89V85H17V88L15 89V87H14V85ZM23 84V83H22ZM25 84H29V83H27V82H25ZM32 84V86H34ZM42 84H43V86H44V84H45V82H42ZM58 84H60V83H58ZM58 84H55V85H58ZM64 84V83H63ZM95 84V83H94ZM100 84H101V81H100ZM115 84V83H114ZM170 84V83H169ZM195 84H197V83H195ZM201 84V83H200ZM13 85V86H12ZM41 85V84H40ZM49 85V84H48ZM67 85H69V84H67ZM70 85H71V83H70ZM108 85H111V84H109L108 83ZM117 85V84H116ZM198 85H199V83H198ZM205 85V84H204ZM12 86V87H11ZM35 86H34V89H35ZM42 86V85H41ZM51 86V85H50ZM65 86V85H64ZM74 86V85H73ZM119 85H117V86H113V87H118ZM201 86V85H200ZM199 86V88H201ZM225 86V85H224ZM227 86V85H226ZM239 86H241V85H239ZM19 87H20V85H19ZM25 87H27V86H25ZM49 87V86H48ZM52 87V86H51ZM58 87V86H57ZM57 87H56V89H57ZM97 87V86H96ZM112 87V88H113ZM205 87V86H204ZM228 88H229V86H227ZM247 87V86H246ZM261 87V86H260ZM21 88H22V86H21ZM45 88H47V87H45ZM68 88V87H67ZM119 88H120V86H119ZM123 87H121V89H119L120 90V93H122L121 92V90H123L122 89ZM139 88H140V86H139ZM138 88V89H139ZM207 88V87H206ZM249 88H250V86H249ZM264 88V87H263ZM262 88V89H263ZM34 89H32V90H34ZM42 89H43V87H42ZM50 89V88H49ZM59 89V88H58ZM96 89V88H95ZM115 88H113V92L115 91L114 90ZM198 89V88H197ZM240 90L242 89V88H239ZM238 89V92H236L237 93V95L239 94H241V95H243V94H245V91H246V88H244V91H243V93H241V92H239L240 90ZM253 88H251V90H252ZM258 89V88H257ZM257 89H255V91L254 92H256V90ZM6 88H5V92H6ZM41 92H42V90H41V88L39 89ZM46 90V89H45ZM62 89H60V91H61ZM97 90V89H96ZM95 90V91H96ZM105 90V89H104ZM118 90V89H117ZM129 90V89H128ZM133 90V89H132ZM243 90V89H242ZM248 90V89H247ZM63 91V90H62ZM237 91V90H236ZM5 92H3V93H5ZM59 92V91H58ZM70 92V91H69ZM113 92H112V94H113ZM134 92V91H133ZM138 92V91H137ZM136 92V93H137ZM195 92V91H194ZM248 92V91H247ZM251 92V91H250ZM253 92V91H252ZM253 92V93H254ZM3 93L2 94H0V97L3 95ZM12 93V92H11ZM11 93H9L10 94V96L13 94H11ZM31 93H33L32 95H34V93H37V95L39 96V94H38V91L36 92V91H31ZM30 93V94H31ZM43 93H44V91H43ZM42 93V94H43ZM47 93H49V92H47ZM46 93V94H47ZM57 93V92H56ZM70 93H72V92H70ZM74 93V92H73ZM99 93V92H98ZM97 93V94H98ZM119 93V94H120ZM135 93V94H136ZM249 93V92H248ZM248 93H246V94H248ZM49 94H53V92H51V93H49ZM66 94V92L64 93V95ZM194 94V93H193ZM197 94H198V92H197ZM196 94V95H197ZM230 94V93H229ZM229 94H227V95H229ZM245 94V95H246ZM57 96H58V93L56 94ZM61 95V94H60ZM63 95V96H64ZM77 95V94H76ZM114 95V94H113ZM118 95V94H117ZM139 94H137V96H135V97H141V96H138ZM151 95V94H150ZM153 95H155V94H153ZM198 95H200V93L198 94ZM204 95V94H203ZM227 95H225V96H227ZM231 95H233V94H231ZM237 95H235V97L234 98H232V99H234V101H235V98L237 99ZM240 95V96H241ZM250 95V94H249ZM6 96H8L7 94H5L4 96H2V98H4V99H6ZM38 96H36V95H34V97H38ZM53 96V95H52ZM68 96H70L71 97V95H68ZM73 96L75 97V93L73 94ZM81 96V95H80ZM121 96H123V95H121ZM144 96V95H143ZM148 96V95H147ZM152 96V95H151ZM150 96V98H152L154 101H155V103H157V105H159L158 103H159V101H158V99H154L153 97H151ZM163 96H165L164 94H163ZM15 97V96H14ZM40 97V96H39ZM67 97V96H66ZM66 97H65V99H66ZM74 97H71L72 99L74 98ZM149 97V96H148ZM161 97V96H160ZM201 97V96H200ZM221 97H224V96H221ZM2 98H0V99H2ZM12 98V97H11ZM26 98L27 97H25V99L24 100H26ZM50 98V99H49ZM52 97H45L44 99H46V100H42L41 102H43L44 104L48 101V99H49V101L50 100H52V101H57L56 99H51ZM69 98V97H68ZM105 98H106V96H105ZM112 98L114 99L115 97L114 96H112ZM119 98V97H118ZM134 98V97H133ZM195 98H198L197 96L195 97ZM227 98H229L228 96H227ZM251 98H252V96H251ZM250 98V99H251ZM14 99V98H13ZM13 99H11V100H13ZM28 99H30V98H28ZM124 99V98H123ZM137 99V98H136ZM136 99H134V100H136ZM144 99V98H143ZM146 99H148V98H146ZM146 99H144V100H146ZM152 99H151V103L153 102L152 101ZM161 99H162V97H161ZM221 99V98H220ZM250 99H248V101L250 100ZM253 100H254V98H252ZM22 99H20V101H21ZM31 100V99H30ZM64 100V99H63ZM101 100V99H100ZM112 100V99H111ZM121 100V99H120ZM124 100H128L127 99V97H125V99ZM124 100H122V101H124ZM131 100H133V99H131ZM143 100V101H144ZM169 100H171V99H169ZM173 100V99H172ZM190 100V99H189ZM196 100V99H195ZM229 100H230V98H229ZM238 100V99H237ZM236 100V101H237ZM259 100V99H258ZM1 101H3V99L1 100ZM19 101V100H18ZM40 101V100H39ZM58 101H60V100H58ZM106 101H109V100H107L106 99ZM114 101H115V99H114ZM117 101V100H116ZM115 101V102H116ZM121 101V102H122ZM139 101V100H138ZM142 101V102H143ZM157 101V102H156ZM164 101V100H163ZM167 101V100H166ZM214 101L216 102V104H220V101L218 100H216V99H214ZM238 101H240V100H238ZM251 101V100H250ZM4 102H6L5 100H4ZM16 103H17V101H15ZM22 102V101H21ZM33 102H35V101H33ZM51 102V101H50ZM49 102V103H50ZM66 102H67V99H66ZM65 102V103H66ZM74 102V101H73ZM130 102H132V101H130ZM129 102V103H130ZM134 102V101H133ZM132 102V103H133ZM136 103H137V101H135ZM141 101H140V104L142 103ZM165 102V101H164ZM164 102L162 103V101L160 102V103H162L161 104V106L164 104ZM173 102V101H172ZM178 102V101H177ZM177 102H174V103H176L177 104ZM180 102H182V101H180ZM179 102V103H180ZM207 102V101H206ZM215 102L213 103V101L211 102L213 105L215 104ZM217 102H219V103H217ZM222 102L223 101H221V104H222ZM252 102V101H251ZM12 103V102H11ZM36 103H37V101H36ZM35 103V104H36ZM128 103V104H129ZM145 103V102H144ZM167 103V102H166ZM169 103H170V101H169ZM186 104L185 105H181L180 104V106H188L189 104L187 103V102H185ZM199 103V102H198ZM224 103H226V102H224ZM232 103V102H231ZM230 103V104H231ZM234 103V102H233ZM232 103V104H233ZM34 104V103H33ZM34 104V105H35ZM40 104V103H39ZM48 104V103H47ZM53 104V103H52ZM62 104V103H61ZM60 104V105H61ZM72 104V103H71ZM93 104V103H92ZM123 105H124V103H122ZM143 104V103H142ZM147 104H149V103H147ZM172 104V103H171ZM188 104V105H187ZM215 104V105H216ZM230 104L228 105L229 107L228 108H230ZM251 104H253V103H251ZM21 105H22V103H21ZM50 105V104H49ZM65 105H67V104H65ZM78 104H76V106H77ZM96 105V104H95ZM114 105V104H113ZM116 105V104H115ZM126 105H127V103L125 102V106H124V109H125V107H126ZM135 105V104H134ZM137 105H139V104H137ZM234 105V104H233ZM4 106V105H3ZM23 106V105H22ZM41 106V105H40ZM69 106V105H68ZM67 106V108H65V110L66 109H69V107ZM76 106L74 107V106H71L72 108H73V110L76 108ZM80 106V104L78 105V107ZM82 106V105H81ZM121 107V105H118L117 107ZM129 107L131 106V104L130 105H128ZM127 106V107H128ZM160 106V105H159ZM164 106H166L165 104H164ZM167 106H169V105H167ZM191 106H193L194 107V105L192 104ZM191 106H189V107H191ZM217 107H215L216 108V110H217V108L219 109L220 108V106L218 107V105H216ZM236 106V105H235ZM255 106V105H254ZM15 106H13V108H14ZM89 106H88V104L86 105V108L88 109V110H86V108H84L86 111H87V113L88 112H91V115H93V114H95L94 112H92V110L91 109H89L88 108ZM92 107V106H91ZM90 107V108H91ZM95 108H96V106H94ZM94 107H93V109H94ZM105 107H106V105H105ZM104 107V111L106 110V108ZM116 107V106H115ZM119 107V108H120ZM123 107V106H122ZM126 107V108H127ZM134 107V106H133ZM137 107V106H136ZM138 107H140V108H144V107H142L141 105L140 106H138ZM256 107V106H255ZM72 108H70V109H72ZM82 108V107H81ZM145 108L147 109L148 108V106H145ZM194 108H196V107H194ZM224 108H225V106H224ZM238 108V107H237ZM1 109V108H0ZM40 109V108H39ZM44 109H45V107H44ZM56 109H57V107H56ZM62 109H63V107H62ZM69 109V110H70ZM109 109V108H108ZM107 109V110H108ZM123 109V110H124ZM128 109V110H127ZM126 110L127 111H125L127 114H125L123 111H121V113L123 112V114H125L126 116L128 115V111H130L132 108H127ZM135 110H136V108H134ZM134 109L133 110H131L132 112L134 111ZM159 109V108H158ZM180 109H181V107H180ZM179 109V110H180ZM231 109V108H230ZM249 109V108H248ZM248 109H246V111L248 110ZM255 109V108H254ZM2 110V109H1ZM13 110H15V109H13ZM23 110H24V107H23ZM53 109H51V111H52ZM117 110H118V108H117ZM141 110V109H140ZM169 110V109H168ZM168 110L167 111H163V113L165 112H167L166 114L168 115V114H170L171 115V113H168ZM179 110L177 111V112H179ZM228 110V109H227ZM256 110V109H255ZM254 110V111H255ZM26 111V110H25ZM50 111V112H51ZM54 111V110H53ZM86 111L85 112H83V113H85V114H87L86 113ZM142 111H143V109H142ZM145 111V110H144ZM148 111H149V108H148ZM171 111H174V109L172 110L171 109ZM218 111V110H217ZM235 111H238V109L237 110H235ZM16 113H17V109H16V111H15ZM55 112V111H54ZM66 112V111H65ZM69 112V111H68ZM155 112V111H154ZM158 112V111H157ZM169 112H170V110H169ZM177 112H175L174 111V113L176 114ZM185 111H183V113H184ZM219 112V111H218ZM2 113H4L3 111H2ZM1 113V111H0V114H2ZM14 113V112H13ZM83 113H80V114H83ZM111 113V112H110ZM116 113V112H115ZM153 113V112H152ZM159 113H161V112H159ZM182 113V114H183ZM231 113V112H230ZM251 113V112H250ZM263 113H264V111H263ZM262 113V115H264ZM64 115H65V113H63ZM63 114H62V116H63ZM67 114H69V113H66V115ZM89 115H90V113H88ZM104 114V113H103ZM130 114V113H129ZM197 113H195V114H193V116L194 115H196ZM217 114V113H216ZM225 114V113H224ZM65 115V116H66ZM77 115H79V114H77ZM106 115H108V116H106L107 118H110L109 116V114L108 113H106ZM111 115H114V113L113 114H111ZM117 115V114H116ZM122 114H120V116H121ZM157 115V114H156ZM172 115H173V113H172ZM184 115V114H183ZM187 115L188 116H192V114L191 113H187ZM219 115V114H218ZM218 115H216L217 117H218ZM251 115V114H250ZM52 116H53V114H52ZM56 116H58V115H56ZM100 117H101V115H99ZM105 116V115H104ZM129 116V115H128ZM130 116H131V114H130ZM152 116V115H151ZM59 117V116H58ZM64 117V116H63ZM70 117V119L71 118H73L72 116H69ZM81 117V116H80ZM82 117H84V116H82ZM81 117V118H82ZM112 117V116H111ZM122 117V116H121ZM167 117V116H166ZM165 117V118H166ZM179 117V116H178ZM251 117H252V115H251ZM259 117V116H258ZM7 118V117H6ZM46 118H49V117H46ZM75 118V119H74ZM73 118V123L76 121V119H77V117L75 116ZM86 118H87V115H86ZM123 118V117H122ZM163 119H164V117H162ZM239 118V117H238ZM41 119V118H40ZM83 119H85V118H83ZM92 119V118H91ZM202 119V118H201ZM216 119V118H215ZM263 119V118H262ZM43 120V119H42ZM49 120V119H48ZM94 120V119H93ZM102 120V119H101ZM120 121H121V119H119ZM118 120V121H119ZM130 120V118L128 119V121ZM45 121H47V119L45 120ZM77 121H78V119H77ZM106 121H107V119H106ZM106 121H103L102 123H103V127L105 126V125H107V123H105ZM115 121V120H114ZM131 121H133V120H131ZM182 121V120H181ZM204 121H207V120H204ZM253 121V120H252ZM6 122H7V120H6ZM9 122V121H8ZM10 122H12V121H10ZM43 122V121H42ZM56 122V121H55ZM80 122H82L81 120L79 121V123ZM99 122V121H98ZM116 122V121H115ZM147 122V121H146ZM164 122H165V120H164ZM163 122V123H164ZM259 123H260V120L258 121ZM76 123V122H75ZM132 123V122H131ZM131 123H130V125L129 126H131ZM67 123H65L64 124V126L66 125ZM105 124V125H104ZM116 125H117V123H115ZM129 124V123H128ZM69 125V124H68ZM68 125H66V129H70L69 127H68ZM74 125H77V124H74ZM80 125H81V123H80ZM141 125V124H140ZM147 125V124H146ZM235 125V124H234ZM255 125V124H254ZM256 125H258V124H256ZM255 125V126H256ZM99 126V127H98ZM108 126H109V124H108ZM107 126V127H108ZM117 126H119V125H117ZM149 126V125H148ZM147 126V127H148ZM219 126V125H218ZM12 127H13V125H12ZM68 127V128H67ZM81 127H82V125H81ZM96 127H97V129H96V131H98V129H102V128H100L101 127V125H98V124H96ZM167 127V126H166ZM207 127V126H206ZM214 127V126H213ZM212 127V128H213ZM239 127V126H238ZM104 128H106V127H104ZM103 128V129H104ZM138 129L140 128L139 126L137 127ZM142 128V127H141ZM148 128H150V126L148 127ZM169 128H173V127H169ZM178 128V127H177ZM179 128H180V126H179ZM215 128V127H214ZM5 129V128H4ZM43 129V128H42ZM72 130H73V128H71ZM102 129V130H103ZM155 129V128H154ZM174 129V128H173ZM195 129V128H194ZM197 129H199V124L197 125V127H196V131L195 132H197ZM3 130V129H2ZM45 130H47L46 128H45ZM49 130V129H48ZM71 130V131H72ZM78 130V129H77ZM136 130V129H135ZM144 130V129H143ZM152 130V129H151ZM166 130H169L168 128H165V130L164 131H166ZM175 131H177L176 129H174ZM173 130V131H174ZM183 131H184V129H182ZM182 130H180V131H182ZM200 130V129H199ZM238 130V129H237ZM240 130V129H239ZM238 130V131H239ZM4 131V130H3ZM50 132H51V130H49ZM69 131V133H70V130H68ZM74 131H75V129H74ZM115 131V130H114ZM117 132H118V130H116ZM173 131H170V132H173ZM209 131V130H208ZM260 131V130H259ZM37 132V131H36ZM43 132H45L44 131V129H43ZM117 132H115V133H117ZM156 132V131H155ZM158 132H159V130H158ZM160 132H161V130H160ZM199 132V131H198ZM235 132V131H234ZM233 132V133H234ZM1 133V132H0ZM56 133H58L57 135H59L58 137H60L61 138V135H60V133L59 132H53L52 134L54 135V134H56ZM98 133V132H97ZM151 133V132H150ZM169 133V132H168ZM210 133V132H209ZM232 133V134H233ZM259 134H261V132H258ZM36 134H38V133H36ZM42 134V133H41ZM63 134H65V133H62V135ZM66 134H67V136H66ZM63 137H68V133H66ZM96 134V133H95ZM99 134V133H98ZM153 134V133H152ZM160 134V133H159ZM170 135H171V133H169ZM169 134H167V136H170ZM231 134V133H230ZM235 134V133H234ZM233 134V135H234ZM242 134V133H241ZM239 135V136H241L242 137V135ZM257 134V133H256ZM46 135V134H45ZM70 135V134H69ZM71 135H73V134H71ZM103 135V134H102ZM113 135V134H112ZM117 135V134H116ZM212 135V134H211ZM223 135H225V134H223ZM222 135V136H223ZM229 135V134H228ZM236 135H238V134H236ZM263 135V134H262ZM55 136V135H54ZM151 136V135H150ZM164 136H166V134H164ZM221 136V137H222ZM230 136V135H229ZM264 136V135H263ZM1 137V136H0ZM3 137H6V135H4ZM57 137V136H56ZM56 137L54 138V139H56ZM121 137V136H120ZM216 137V136H215ZM225 137H226V135H225ZM96 138H97V136H96ZM101 138V137H100ZM114 138V137H113ZM134 138V137H133ZM146 137H144V139H145ZM227 138V137H226ZM226 138H225V141H226ZM245 138V137H244ZM1 139L2 138H0V152H16L15 150H14V148L12 149V148H8V149H6V150H4L3 149V144H2V141H1ZM4 139V138H3ZM50 139V138H49ZM160 141H161V139H162V136L161 137H159L158 138ZM158 139H156V140H158ZM165 139V138H164ZM176 138H174L173 140H175ZM213 139V138H212ZM218 139V138H217ZM217 139H215V142H217L216 140ZM229 139V138H228ZM231 139V138H230ZM237 139V138H236ZM260 139V138H259ZM15 140H16V138H15ZM53 140V139H52ZM60 140V139H59ZM58 140V141H59ZM67 140H69L68 138H67ZM99 140V139H98ZM159 140H158V142H159ZM163 140V139H162ZM195 140V139H194ZM261 140H263V139H261ZM54 141V140H53ZM189 141V140H188ZM258 141V140H257ZM14 142V141H13ZM119 142V141H118ZM125 142H127V141H125ZM154 142H156L155 140L153 141V143ZM183 142V141H182ZM213 142V141H212ZM252 142V141H251ZM148 143H149V141H148ZM152 143V144H153ZM174 143V142H173ZM172 143V144H173ZM180 143H181V141H180ZM184 143V142H183ZM221 143V142H220ZM223 143H224V141H223ZM240 143V142H239ZM262 143H264V142H262ZM63 143L61 142V145H62ZM69 144V143H68ZM130 144V143H129ZM218 144V143H217ZM241 144V143H240ZM64 145V144H63ZM67 144H65V146H66ZM69 145H71V144H69ZM68 145V146H69ZM215 145H216V143H215ZM21 146V145H20ZM19 146V147H20ZM72 146V145H71ZM144 146V145H143ZM201 146V145H200ZM219 146V145H218ZM249 146V145H248ZM253 146V145H252ZM75 147V146H74ZM121 147V146H120ZM124 147V146H123ZM151 147V146H150ZM165 147V146H164ZM75 148H77V147H75ZM146 148H147V146H146ZM179 148V147H178ZM204 148L206 149L207 147L206 146H204ZM246 148V147H245ZM260 148V147H259ZM20 149H22L21 147H20ZM31 149V148H30ZM30 149H29V151H30ZM35 149V148H34ZM125 150L127 149V148H124ZM210 149V148H209ZM208 148H207V150H209ZM213 149V148H212ZM216 149V148H215ZM219 149V148H218ZM247 149V148H246ZM22 150H25L26 151V149L24 148V149H22ZM33 150V149H32ZM134 150V149H133ZM211 150V149H210ZM240 150H241V148H240ZM37 151V150H36ZM64 151V150H63ZM67 151V153L69 152L68 150H66ZM65 151V152H66ZM85 151V150H84ZM138 150H136V156H137V154H139L140 152H137ZM140 151V150H139ZM23 152V151H22ZM34 152V151H33ZM39 152V151H38ZM45 152H47V153H50V152H55L54 154H56V152H61V151H59V149H49V150H46V151H44V153ZM156 152H158V154L160 155L161 153L159 152V151H156ZM207 152V151H206ZM2 153H0V163H2V167H1V169H0V199H2V197H3V192L5 193V191L9 188V187H11V186H15V184H16V182L18 181V179L19 178H21L20 176H22L21 175V171L23 170H31V171H38V172H41L42 174H46V175H49V177L50 176H52V177H57L59 180V182L60 183H62L61 185H59V191H58V193H56V194H54V193H47L46 195H44V196H41L40 194H37L36 192H29V190L28 191H21L17 186H16V188H17V190L15 189V191H17V194H18V199H19V201L21 202V206H22V212H23V214H26V215H30V216H36V215H39V216H41V215H44V214H56V215H58L56 218H58L59 216L61 217V216H71V217H73V219H77V218H79V217H87V218H90V219H92V220H94L97 224H99V226H101V225H103V224H105V227L107 226V225H111V223H113L114 222V220H115V218L117 219L118 218V220H119V217H120V220H126L125 222V224H123V225H120V226H117V228L115 229V227L113 228V229H115V231L113 232V240H114V242H115V244H113V245H115L114 246V248H112V251L109 249V240H107V238L106 237H104L103 238V240H99V239H96V236H95V239L94 240H92V241H88V240H85V239H83V240H81V241H79V242H77V243H75V246L74 247H76V248H78V250L81 248H85L86 246H89V248H91V249H96V248H98V247H101L102 248V251H103V255L105 256V258H107V257H109V259H110V257H111V259H112V264H236V262H237V260L238 259H240L241 258V262L243 261V262H246V261H249L251 264H264V236L263 237H259V236H257V237H254V236H252V234H250V233H248V234H246V235H242V234H239V233H235L234 231L235 230H232V231H230V230H228L227 228H222L223 230H221V233H222V236L223 237H217V235H216V231H217V228H216V226H215V223H214V219H215V217H217L218 218V215L216 216V214H214V210L212 209V207H210L211 206V204H208L207 203V206H208V208H204V209H201V207H199V208H197L196 206H193V204L192 203H188V202H183L181 199H179L180 200V202L179 203H181V201H182V203L183 204H177L176 203V201H170L169 199H167V202H163V204H162V202L160 201V199H162V198H160V197H158L157 195H156V197H154L155 198V200L157 201V202H159V205H161L162 206V209H161V212H159L160 213V216L159 217H157L156 219H152V220H150L149 219V217H148V219L149 220H147L146 219V217L144 216V215H141V213H140V211H141V203H142V201H143V199H144V193H143V190L141 189V188H138L137 186H135V184L134 185H132V183H131V185H129V186H126L125 185V182H120V183H124L123 184V187L121 188V186H120V188H121V190H120V193H119V196H118V198H119V200H120V202L122 203V208H117V207H115L116 205H113V204H108V203H105L104 202V187H106L108 184V187H112V186H114V185H112V181H110V183H111V186H110V183H109V179H100V185H101V191L100 192H98V193H96L95 195H90V196H85V198H81V194H77V193H75L73 190H74V188H75V186H76V184H78V183H82L83 184V182H80L81 181V177H82V175H80L81 177V179L77 176V175H75V176H73L72 175V177L70 178L68 175H64V174H61L58 170H56V169H54L53 167H52V165H51V162L46 158V160L44 159H40L39 158V160H41L42 162V164H43V169H42V171L38 168V166H36V164H34V162H32L31 160H27L28 159V156L26 157L27 159H23V158H18V157H15V156H17V154H19V153H15L14 155H8V154H2ZM26 153H28V152H26ZM31 153V152H30ZM52 153V154H53ZM123 153V152H122ZM218 153V152H217ZM261 153V152H260ZM51 153H50V155H52ZM80 154H82V153H80ZM105 154V153H104ZM126 154V153H125ZM192 154V153H191ZM205 154V153H204ZM20 155V154H19ZM18 155V156H19ZM35 155H38V154H35ZM42 155V154H41ZM67 155V154H66ZM73 155V154H72ZM74 155H76V154H74ZM103 155V154H102ZM140 155V154H139ZM14 156V157H13ZM54 156H57V155H54ZM64 156V155H63ZM76 156H78V155H76ZM40 157V156H39ZM65 157V156H64ZM69 157V156H68ZM79 157H81L80 155H79ZM99 157V156H98ZM185 157V156H184ZM183 157V158H184ZM45 158V157H44ZM96 158V157H95ZM99 158H101V157H99ZM97 159V163H98V169H99V171H100V173H104V174H106L107 175V177H109V178H111V176H108V175H110L111 173H112V171L114 170V168H116V166L117 165H115V164H113V163H115V162H113V163H110V162H108L107 160L105 161L103 158H101V159ZM123 157H121V159H122ZM125 158V157H124ZM133 158V157H132ZM131 158V159H132ZM227 158V157H226ZM242 158V157H241ZM34 159H35V157H34ZM74 159H76V157L74 158ZM94 159V157H92V160ZM120 159V161H121V163L124 161H122ZM205 159V158H204ZM218 159V158H217ZM246 159V158H245ZM94 160H96V159H94ZM153 160H154V158H153ZM220 160V159H219ZM227 160H229V159H227ZM242 160V159H241ZM260 160V159H259ZM75 161V160H74ZM126 161V160H125ZM155 162L156 161H158L157 160V157H156V159L154 160ZM206 161H208V160H206ZM230 161V160H229ZM248 161V160H247ZM36 162V161H35ZM40 162V161H39ZM112 162V161H111ZM154 162V163H155ZM217 162V161H216ZM222 162L224 163V160H222ZM262 162V161H261ZM91 163V162H90ZM126 163V162H125ZM207 163V162H206ZM205 163V161H204V164H206ZM122 164H124V162L122 163ZM254 164V163H253ZM201 165V164H200ZM91 166H93V163H92V165ZM95 166V165H94ZM155 168H159V165H157V167H156V165H153ZM152 165H151V167H153ZM86 167V166H85ZM149 168L150 170L151 169H153V168ZM207 167H208V163H207ZM206 167V168H207ZM239 167V166H238ZM240 167H242L241 165H240ZM248 167V166H247ZM189 168V167H188ZM204 168V167H203ZM209 168V167H208ZM243 168V167H242ZM244 168H245V166H244ZM87 169V168H86ZM120 169V168H119ZM124 169L125 170H132V171H134V172H136V174L138 175V176H140L142 179H147L148 178V171H149V169L146 167V165H144L143 163H141L137 158H134V159H132V160H130V161H128V163H126L125 165H124ZM160 169V168H159ZM159 169H157V171L159 170ZM116 170V169H115ZM123 170V169H122ZM154 170V169H153ZM153 170H151V171H153ZM232 171H233V169H231ZM156 171V170H155ZM154 171V172H155ZM202 171V170H201ZM209 171H210V169H209ZM208 171V172H209ZM254 171H256L255 169H254ZM258 171V170H257ZM27 173H28V171H26ZM207 172V174H210V173H208ZM211 172V171H210ZM25 173V172H24ZM29 173H34V172H29ZM76 173H78V172H76ZM80 173V172H79ZM91 173H94V172H91ZM235 173V172H234ZM251 173V172H250ZM71 174V173H70ZM69 174V175H70ZM95 174V173H94ZM127 174V173H126ZM248 174V173H247ZM36 175V174H35ZM91 175H93V174H90V176ZM200 175H201V172H200ZM250 175V174H249ZM27 176H28V174H27ZM37 176V175H36ZM36 176H34V178L36 177ZM40 176V175H39ZM85 176V175H84ZM83 176V177H84ZM88 176V175H87ZM88 177V178H91V177ZM101 176V175H100ZM120 176V175H119ZM211 177L213 176V175H210ZM215 176H216V174H215ZM243 176V175H242ZM264 176V175H263ZM24 179H26L25 178V176H22ZM97 177V176H96ZM105 177V176H104ZM214 177V176H213ZM261 177V176H260ZM23 178H21V179H23ZM34 178H29V179H34ZM56 178V179H57ZM86 178V177H85ZM88 178H86V180H88ZM93 178V177H92ZM91 178V179H92ZM98 178V177H97ZM183 178H184V176H183ZM187 178V177H186ZM188 178H190V177H188ZM187 178V179H188ZM191 178H193V177H191ZM218 178V175H217V177H216V179ZM262 178V177H261ZM261 178H259V179H261ZM90 179V180H91ZM176 179V178H175ZM194 179V178H193ZM196 179V178H195ZM193 180L192 182H196V180ZM204 178H201V180H203ZM215 179V180H216ZM223 179V178H222ZM221 179V180H222ZM229 179V178H228ZM82 180H84V178L82 179ZM90 180H88L89 181V183H90ZM128 180V179H127ZM189 180V179H188ZM52 181H54V180H52ZM56 181V180H55ZM87 181V182H88ZM93 181V180H92ZM97 181V180H96ZM97 181V182H98ZM144 181V180H143ZM184 181H185V178H184ZM187 181V180H186ZM189 181H191V180H189ZM241 181V180H240ZM260 181V180H259ZM86 182V183H87ZM94 182H95V180H94ZM217 182V181H216ZM220 182V181H219ZM261 182V181H260ZM34 183V182H33ZM85 183V184H86ZM128 183V182H127ZM130 183V182H129ZM198 183H200V182H198ZM201 183H203V182H201ZM229 183V182H228ZM234 183V182H233ZM249 183H251V182H249ZM40 184V183H39ZM52 184V183H51ZM80 184V187L82 188L85 184ZM162 184V183H161ZM161 184H159V187L161 186ZM207 184V183H206ZM205 183H203V185L205 186L206 185ZM213 184H215V182L213 183ZM216 184H218V183H216ZM225 184V183H224ZM36 185V184H35ZM79 185V184H78ZM87 185H89L90 186V184H87ZM118 185V184H117ZM125 185V186H124ZM164 185V184H163ZM203 185H200L201 186V188L203 187ZM208 185H210V183H208ZM40 185H38V187H39ZM48 186H50V185H48ZM165 186V185H164ZM197 186H199V184L197 185ZM231 186V185H230ZM233 186V185H232ZM238 186V185H237ZM35 187V186H34ZM38 187H36V188H38ZM115 187V186H114ZM114 187H113V189H114ZM140 187V186H139ZM162 187V186H161ZM166 187V186H165ZM164 187V188H165ZM208 186H206V187H204V188H207ZM214 187H215V185H214ZM249 187H251V186H249ZM50 188V187H49ZM85 188H86V185H85ZM84 188V189H85ZM148 188V187H147ZM199 188V187H198ZM232 188V187H231ZM236 188V187H235ZM234 188V190L233 191H235L236 189ZM255 188V187H254ZM254 188H252V189H254ZM10 189V188H9ZM8 189V190H9ZM13 189V188H12ZM47 189H48V187H47ZM51 189V188H50ZM111 189V188H110ZM116 189H119V187L118 186H116ZM166 189V191H167V187L165 188ZM242 189V188H241ZM251 189V188H250ZM77 190V189H76ZM154 190V189H153ZM157 190V189H156ZM169 190H172V189H169ZM168 190V191H169ZM243 190V189H242ZM1 191H3V192H1ZM14 191V192H15ZM48 191V190H47ZM50 191V190H49ZM150 191V190H149ZM11 192V191H10ZM155 192H157L158 193V191H155ZM237 192V191H236ZM238 192H239V190H238ZM255 192V191H254ZM8 193V192H7ZM153 193V194H152ZM151 193V196H154V192H152ZM240 193H242V192H240ZM85 194V193H84ZM146 195H149L148 193H145ZM212 194V193H211ZM216 194V193H215ZM215 194H214V196H215ZM217 194H218V192H217ZM216 194V195H217ZM9 195V194H8ZM145 195V196H146ZM219 195V194H218ZM224 195V194H223ZM247 195H249V194H247ZM246 195V196H247ZM4 196H7V194L6 195H4ZM14 196V195H13ZM216 198H220V197H217V196H215ZM230 197H232V196H230ZM117 198V199H118ZM158 198H160V199H158ZM168 198V197H167ZM172 197H170V199H171ZM181 198H182V196H181ZM259 198H261V197H258L257 199H259ZM84 199H85V201H84ZM115 199V198H114ZM166 199V198H165ZM177 199V198H176ZM198 199V198H197ZM246 199V198H245ZM245 199H244V202H245ZM257 199H255V200H257ZM168 200H169V202H168ZM172 200V199H171ZM192 200H194V198L192 199ZM248 200V199H247ZM252 201L254 200V199H251ZM254 200V201H255ZM145 201V200H144ZM143 201V202H144ZM197 201H200V200H197ZM253 201V202H254ZM259 201H262V200H259ZM237 202V201H236ZM252 202V203H253ZM10 203V202H9ZM161 203V204H160ZM238 203V202H237ZM240 203H243V202H240ZM255 203V202H254ZM253 203V205L252 206H255V205H260V204H262V203H260V204H258V203H255L254 204ZM146 204H149V203H147L146 202ZM201 204H203L202 202H201ZM218 204V203H217ZM245 204V205H244ZM247 204H249V207H251L250 206V203H247ZM156 205V204H155ZM197 205H198V203H197ZM223 207H221V208H223V210H225V209H231L233 206H232V204L231 203H227V202H224V203H222L221 204ZM221 205H219V207L221 206ZM20 206V207H21ZM149 206V205H148ZM150 206H151V204H150ZM158 205H156V207H157ZM201 206V205H200ZM245 206H247V209L249 208L248 207V205H246V203H243V208H245ZM261 206V205H260ZM264 206V205H263ZM205 207V206H204ZM218 207V206H217ZM217 207H215V208H217ZM148 208V207H147ZM225 208V209H224ZM247 209L245 210V211H247ZM220 210V209H219ZM236 210H238L237 208L235 209V211ZM1 211V210H0ZM12 211V210H11ZM234 211V210H233ZM235 211L234 212H232V213H235ZM20 212V211H19ZM228 213V211L225 213V214H227ZM237 213H239V212H237ZM261 213V212H260ZM55 215V216H56ZM148 214H146V216H147ZM152 215V214H151ZM157 215H159V214H157ZM229 215V214H228ZM245 216V215H244ZM1 217V216H0ZM220 217V216H219ZM221 217H224V215H222L221 214ZM228 217V216H227ZM246 217V216H245ZM247 217H249V216H247ZM260 217H261V215H260ZM260 217H258L259 218V220H261L262 219V217H261V219H260ZM41 218V217H40ZM121 218H123V219H121ZM225 218V217H224ZM237 218V217H236ZM250 218V217H249ZM9 219V218H8ZM55 219V218H54ZM231 219V218H230ZM229 219V220H230ZM237 220V219H236ZM77 221V220H76ZM241 221V220H240ZM247 221V220H246ZM245 221V222H246ZM249 221H250V219H249ZM71 222V221H70ZM217 222H219V221H217ZM221 222V221H220ZM226 222V221H225ZM262 222V221H261ZM77 223V222H76ZM78 223H79V221H78ZM77 223V224H78ZM248 223V222H247ZM260 223V222H259ZM263 223V222H262ZM74 224V223H73ZM76 224V225H77ZM97 224H95V225H97ZM69 225H70V223H69ZM113 225V224H112ZM263 225H264V223H263ZM263 225H262V231L264 230L263 229ZM72 227H73V225H71ZM231 226V225H230ZM247 226H249V224L247 225ZM255 226V225H254ZM257 226V225H256ZM255 226V227H256ZM258 226H260V225H258ZM75 227V226H74ZM242 227V226H241ZM20 224H19V221L17 220V221H10V220H7L6 218H2V219H0V230H2V231H4L5 233L6 232H15L16 234L17 233H19L20 232ZM29 228V227H28ZM251 228V227H250ZM36 229V228H35ZM72 229V228H71ZM100 230L102 229V228H99ZM226 229V230H225ZM252 229H253V227H252ZM24 230H26V229H24ZM70 230V229H69ZM109 230V229H108ZM254 230V229H253ZM258 230V229H257ZM27 231H28V229L26 230V233H27ZM31 231H32V229H31ZM34 231V230H33ZM65 231V230H64ZM98 231L99 230H97V233H98ZM102 231H105V229H103ZM250 231V230H249ZM220 232V231H219ZM239 232V231H238ZM252 232V231H251ZM257 232V231H256ZM23 233V230H21V234ZM29 233H30V231H29ZM32 233V232H31ZM35 233V232H34ZM50 233V232H49ZM55 233V232H54ZM70 233H72V232H69V234ZM103 233V232H102ZM1 234V233H0ZM10 234V233H9ZM16 234H14L15 236H16ZM24 234V233H23ZM98 234H101V231L98 233ZM257 234V233H256ZM260 235H262V233H259ZM18 236H16V239H17V237H18V241H17V244H16V247H15V249L16 248H25V249H29L32 245H45L44 247L46 248V249H44V250H40V249H38L37 251H36V254H37V257H39L38 259H40V264H60V263H58V261H59V255H61L63 252V254H66L67 252H65L64 251V248H66V246H68L69 245V241L68 240H70L69 238H68V236H67V234H66V237H65V239H64V237H59V238H61L62 240H60V241H55V240H53V238L50 236V235H29V236H20L19 234H17ZM63 235V234H62ZM92 236H93V234H91ZM263 235H264V233H263ZM1 236V235H0ZM12 236H13V233H12ZM14 236V237H15ZM53 236V235H52ZM70 236V235H69ZM139 237L142 241L141 242H139V241H137L136 240V238L135 237ZM193 236H199L200 238H206L207 240H213L214 241V246L211 248H208V247H203V246H201V244L198 242V241H196V240H193L192 239V237ZM249 236V237H248ZM250 236H252L251 238H252V245H253V247L254 248H256V249H258V252H253V251H251V252H249L248 250H245L246 252L248 251V253H243V252H241V250L239 251V249H238V245L239 244H241V243H243V242H245V241H247V238H250ZM2 237V236H1ZM13 237V238H14ZM71 237V236H70ZM74 237V236H73ZM97 238H98V236H97ZM161 238H170V239H173L174 238V240H178V246H177V254H173L172 252H170V251H168V250H165V249H163L162 250V248L160 249V250H162L163 252H159V251H157V247H158V244L160 245V243H161ZM3 238H1L0 239V241L2 240ZM8 239V238H7ZM15 239V238H14ZM71 239H73L72 237H71ZM5 240H6V238H5ZM167 240V239H166ZM165 240V241H166ZM8 241V240H7ZM75 241H76V239H75ZM159 241H160V243H159ZM205 241V240H204ZM167 242H168V240H167ZM174 242V241H173ZM249 242V241H248ZM7 243V242H6ZM203 243V242H202ZM171 244V243H170ZM207 244H208V242H207ZM210 244V243H209ZM74 245V244H73ZM4 246V245H3ZM142 246L144 247V246H147V247H149V250H147V248H146V253H144V254H141L140 252V250H139V248L141 247L142 248ZM207 246V245H206ZM34 247V246H33ZM41 246H38V248H40ZM69 247H71V245H69ZM68 247V249H70ZM73 246H72V248H74ZM60 248V249H59ZM75 248V249H76ZM140 248V249H141ZM166 248V247H165ZM169 248V247H168ZM74 249V250H75ZM143 249V248H142ZM141 249V250H142ZM32 250H34V249H32ZM31 250V251H32ZM67 250V249H66ZM144 250V249H143ZM165 250V251H164ZM249 250H251V249H249ZM253 250V249H252ZM18 251H20V249L18 250ZM78 252H83L82 250H79ZM77 252V253H78ZM22 253H23V251H22ZM89 253V252H88ZM99 253H101V252H99ZM12 254V253H11ZM25 254V253H24ZM68 254V253H67ZM73 254V253H72ZM68 254L67 255V257H66V259L64 260V262L62 261V263L61 264H82V263H80V262H82V261H84V259L82 258V259H80V257H79V254H77L76 255V253L75 254ZM4 255H5V253H4ZM21 255V254H20ZM26 255V254H25ZM8 256V255H7ZM17 256V255H16ZM28 256H30V255H28ZM24 257V256H23ZM31 257V256H30ZM36 257V258H37ZM82 257V256H81ZM99 257V256H98ZM128 258L127 259V262H122L121 261V258H123V259H125V258ZM32 258V257H31ZM34 258H35V256H34ZM35 258V261L37 260ZM62 259L64 258V256L63 257H61ZM87 258V257H86ZM4 259V258H3ZM13 259H15V258H13ZM20 259H22V257L20 258ZM88 259V258H87ZM96 259V258H95ZM245 261H244V260ZM8 261H9V258L7 259ZM34 260V259H33ZM92 260V259H91ZM99 260V259H98ZM11 261V260H10ZM61 261V260H60ZM89 261H90V259H89ZM6 262V261H5ZM14 262V261H13ZM108 262V261H107ZM3 263H4V260H3ZM31 263V262H30ZM36 263H38L37 261H36ZM35 263V264H36ZM99 263V262H98ZM103 264V261L102 262H100L99 264ZM8 264V263H7ZM33 264V263H32ZM107 264H110V262L109 263H107Z\"/></svg>", "mask_w": 264, "mask_h": 264}]
</instances>
